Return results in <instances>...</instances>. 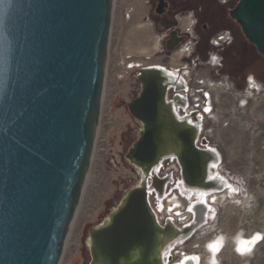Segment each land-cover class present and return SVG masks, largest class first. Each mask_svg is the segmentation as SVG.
I'll use <instances>...</instances> for the list:
<instances>
[{"label": "water", "instance_id": "obj_1", "mask_svg": "<svg viewBox=\"0 0 264 264\" xmlns=\"http://www.w3.org/2000/svg\"><path fill=\"white\" fill-rule=\"evenodd\" d=\"M111 9L112 0H0V264H58L99 116ZM230 15L264 56V0H238ZM144 116L154 119L152 105ZM153 149L144 134L126 156L148 165ZM135 198L158 253L147 195L133 187L89 231L108 262L141 255L143 235L118 230Z\"/></svg>", "mask_w": 264, "mask_h": 264}, {"label": "rangeland", "instance_id": "obj_2", "mask_svg": "<svg viewBox=\"0 0 264 264\" xmlns=\"http://www.w3.org/2000/svg\"><path fill=\"white\" fill-rule=\"evenodd\" d=\"M149 10L147 0L112 1L99 116L85 183L58 264H91L87 248L90 229L142 178L126 156L139 135V122L129 112V104L140 90V68L157 65L184 76L182 92L187 102L178 112L184 115L187 106L196 110L193 120L201 123L197 148L203 151V146L209 145L216 149L218 178L223 180L214 201L197 203L179 187L180 165L171 159L159 165L157 174L167 183L162 197L151 192V207L162 224L169 219L180 228L193 225L165 259L168 264H180L183 250L186 255L198 256L197 264H264V87L256 90L248 80L251 75L264 85V57L252 45L224 53H189V38L166 51L161 39L164 31L153 29ZM174 93L169 88L167 97ZM206 100L210 112L203 108ZM239 179L246 196L240 194ZM169 204L174 212L169 213ZM195 206L200 207L198 212ZM241 231L244 236L236 235L235 244L222 239Z\"/></svg>", "mask_w": 264, "mask_h": 264}, {"label": "bare ground", "instance_id": "obj_3", "mask_svg": "<svg viewBox=\"0 0 264 264\" xmlns=\"http://www.w3.org/2000/svg\"><path fill=\"white\" fill-rule=\"evenodd\" d=\"M176 54L178 55V53ZM138 82L140 86L138 93L139 96L137 95L138 97L136 96V99L131 101V108L136 113L137 122H139L138 136L141 137L144 134L148 135L154 145L153 150L154 153L156 152V156H154V159L148 165L133 161L132 158L129 160L138 169L142 176L141 180L133 187L145 190V194L148 196L147 200L149 202V206L153 210L154 220L158 227V230L155 232V241L157 242L156 245L158 253L153 256V239L150 241L151 235L147 232H142L144 224L137 209V198H135L131 202V207L127 213L126 221L121 224V227H119L118 230L122 229L125 234L140 233L143 235L145 242L139 249L141 255L136 258V253L129 254L128 252L125 255V259L121 262L116 261L113 263L111 260L108 262V260L97 249L96 245H93L92 238L89 237L87 238V248L88 250L89 248L91 250L92 256L90 260L93 259L91 264L169 263L165 258L175 251L179 243L186 238V235L193 228V225L187 228H179L173 220L169 219L165 224H162L157 212L153 209V207H151L152 205L149 200L151 192L155 191L159 194V197H162L160 193L164 190L167 183L165 178L163 179L157 174V168L164 160L171 159L172 162L175 161L176 164L180 165L181 169L179 170H181L182 173V181L180 182L179 187L185 190L187 194L193 197V199H196L197 203L201 201H214L216 199L215 195L217 193L219 194L218 190L223 187V183H221L223 180H221V177L218 178L219 174L217 173L216 166L218 153L216 149H213L209 145L203 146L205 148L203 151L197 148V145L199 144L198 142L200 141L198 134L201 129V123L193 120V115L196 110L187 106L186 113L184 115H181L178 112V108L180 106H184L187 102V99L182 92V88L184 86L182 77L173 75V72L170 70L157 65L140 68L138 72ZM254 83L257 82L254 80ZM208 84L212 85L213 83L207 81V85ZM169 88H173L175 91L174 95L170 99L166 96ZM189 94H191V92ZM198 98V96L194 97L196 101ZM207 100L203 103V108L205 111L210 112V101ZM151 105L155 113L154 119H148L144 116L146 110L149 112ZM147 154V151L144 152V156ZM84 183L85 179H83L81 183L79 198L81 196ZM172 203L174 206L176 205V203ZM173 205L169 204V206H171L169 209L170 213L175 211ZM76 209L70 218L66 235L71 229ZM199 209L200 207L195 206L196 212H198ZM132 214L137 216H135L133 220H130V216ZM108 216L109 214L96 226L108 224ZM125 227H129V229ZM123 243L124 242L121 239H117L113 245L116 246V248H121ZM179 261H181V263L179 262L180 264H197L198 256L195 254H185Z\"/></svg>", "mask_w": 264, "mask_h": 264}, {"label": "flooded vegetation", "instance_id": "obj_4", "mask_svg": "<svg viewBox=\"0 0 264 264\" xmlns=\"http://www.w3.org/2000/svg\"><path fill=\"white\" fill-rule=\"evenodd\" d=\"M147 2L150 5L148 16L152 20L153 29L164 31L161 39H164L166 51L174 50L188 38L192 43L190 46L187 44L189 53H198L202 50L205 53H209L210 50L224 53L236 48L242 50L251 45L244 37L239 24L230 15L238 0H147ZM189 12L192 16L188 15ZM192 19L196 20L194 25ZM221 32H226L228 36L219 46H215L213 39ZM216 59L218 61L219 58ZM173 75L181 76L185 85L183 75L178 73ZM172 197L176 198L175 195Z\"/></svg>", "mask_w": 264, "mask_h": 264}, {"label": "clouds", "instance_id": "obj_5", "mask_svg": "<svg viewBox=\"0 0 264 264\" xmlns=\"http://www.w3.org/2000/svg\"><path fill=\"white\" fill-rule=\"evenodd\" d=\"M188 15H189V16H192V13L189 12ZM191 22H192V24L194 25V24L196 23V20H195V19H192ZM248 80H249V85H250V87L254 86V87L256 88V90H259L260 88L264 87V85H262V84L254 83V76H251V75H250L249 78H248ZM237 183H238V185H239V190H240V194H241V196H246V195H247V192H246V189H245L244 186H243V181H242V179H239V180L237 181ZM202 234H203V233H202ZM236 235H239V236L243 237V236H244V232L241 231V232H239V233H237V234H233L231 237H229V236H227V235H224V236L222 237V239H223V240H230L233 244H235V242H236Z\"/></svg>", "mask_w": 264, "mask_h": 264}, {"label": "built area", "instance_id": "obj_6", "mask_svg": "<svg viewBox=\"0 0 264 264\" xmlns=\"http://www.w3.org/2000/svg\"><path fill=\"white\" fill-rule=\"evenodd\" d=\"M227 36L228 35L226 32H221L218 36L213 39V44L215 46H219L223 41H225Z\"/></svg>", "mask_w": 264, "mask_h": 264}, {"label": "trees", "instance_id": "obj_7", "mask_svg": "<svg viewBox=\"0 0 264 264\" xmlns=\"http://www.w3.org/2000/svg\"><path fill=\"white\" fill-rule=\"evenodd\" d=\"M262 57H264V56H262Z\"/></svg>", "mask_w": 264, "mask_h": 264}]
</instances>
